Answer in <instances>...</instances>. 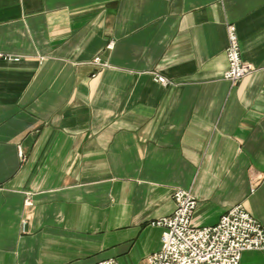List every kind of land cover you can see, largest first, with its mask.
Segmentation results:
<instances>
[{"label": "crops", "instance_id": "obj_1", "mask_svg": "<svg viewBox=\"0 0 264 264\" xmlns=\"http://www.w3.org/2000/svg\"><path fill=\"white\" fill-rule=\"evenodd\" d=\"M0 56V264H144L181 188L264 226V0H0Z\"/></svg>", "mask_w": 264, "mask_h": 264}, {"label": "built area", "instance_id": "obj_2", "mask_svg": "<svg viewBox=\"0 0 264 264\" xmlns=\"http://www.w3.org/2000/svg\"><path fill=\"white\" fill-rule=\"evenodd\" d=\"M227 36L229 69L224 79L236 86L243 78L255 72L256 67L243 60L235 24L227 26ZM113 47L114 43H111L108 49L112 50ZM96 63L100 64L99 58L96 59ZM156 81L166 86L171 84L164 76L157 75ZM20 156L24 158L22 150ZM173 200L175 210L172 215L154 220L152 223V226L163 230L162 248L149 255L144 264H241L244 252L264 251V226L242 205L227 210L215 225L198 227L194 224L198 200L191 191L177 189ZM25 204L33 206L29 198L25 200ZM97 264H119V261L110 258Z\"/></svg>", "mask_w": 264, "mask_h": 264}]
</instances>
